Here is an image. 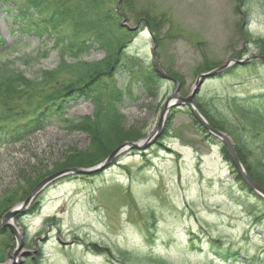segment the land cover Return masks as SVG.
<instances>
[{"label": "rangeland", "instance_id": "rangeland-1", "mask_svg": "<svg viewBox=\"0 0 264 264\" xmlns=\"http://www.w3.org/2000/svg\"><path fill=\"white\" fill-rule=\"evenodd\" d=\"M118 9L128 27L141 21L125 45V55L149 62L153 61V41L141 14L165 18L160 31L164 41L155 49L158 66L183 75L178 90L182 97L188 95L196 77L194 69L204 57L223 65L230 59L261 55L258 48L264 42V0H242L241 4L234 0H125ZM170 30L173 33L165 38ZM7 31L0 13V36L6 39L1 44L0 61L13 64L29 79L55 69L59 62L55 51L39 57L35 39L29 44L12 45L13 36ZM241 33L249 39L244 40ZM103 58V51L96 49L81 60ZM242 72L236 70L223 78V84L236 83ZM161 82L155 86L154 96L141 91L139 100L120 103L122 127L129 133H141L142 138L133 141L154 132L163 102L172 95L175 84ZM224 90L243 92L250 87ZM93 110L91 101L78 102L67 110L65 118L79 124L92 116ZM164 125L154 144L144 150H124L102 172L63 175L42 188L30 203L35 202L34 209L14 219L23 238L17 262L237 264L223 261L208 249L209 240L217 238L220 245L247 250L259 257L257 264H264V200L239 188L220 146L195 134L186 114L174 112ZM89 144L84 130H71L62 121L48 124L19 142L0 140L1 210L8 195L18 192L28 179L60 161L75 159L76 154L72 157L70 153ZM0 228L3 235H11L9 244L0 237V264H9L16 241L10 229Z\"/></svg>", "mask_w": 264, "mask_h": 264}, {"label": "trees", "instance_id": "trees-1", "mask_svg": "<svg viewBox=\"0 0 264 264\" xmlns=\"http://www.w3.org/2000/svg\"><path fill=\"white\" fill-rule=\"evenodd\" d=\"M234 1L242 3V0ZM116 2L0 0L2 21L7 26L9 36H13L12 45L29 44L35 39L39 45V57L55 51L59 58L54 70L41 71L34 79L26 78L23 72L8 61H0V140L3 143L19 142L57 121L64 122L71 130H84L90 139V144L83 150L70 153L72 157L76 154L75 159H65L54 164L51 169L38 172L20 186L18 192L9 194L4 210L0 208V216L13 203L23 200L30 189L49 173L70 167L91 166L100 162L103 156L122 142L142 138L138 130L129 133L122 127V116L118 111L120 103L125 99L139 100L141 91L148 97L154 96L155 86L162 83V80L154 70L153 61L125 55V45L134 33L121 25ZM124 2L121 0L119 6ZM141 16L146 19L148 29L156 41L155 49L160 48L164 41L160 31L165 18H155L147 13ZM172 33L168 31L165 38ZM242 36L244 40L249 39L244 34ZM4 42L5 39L0 36V49ZM96 49L103 51V59L81 60L86 53ZM258 51L264 55V42ZM216 66V63L204 57L203 62L194 69L195 75ZM225 69L207 79L203 91L200 88L195 95L194 102L214 128L231 137L246 174L264 187V63L260 60L249 61ZM236 70L243 71L238 81L223 84V78L231 76ZM164 72L179 82L180 86L183 84V75L178 71ZM120 79H123L122 82ZM237 86H249L250 90L225 93L226 87ZM82 101H91L93 115L82 119L83 122L79 124L65 118L67 110ZM177 111L188 116L195 134L204 136L212 144H218L193 119L186 107L174 108L170 115ZM219 146L225 161L230 165L235 183L241 190L250 191L236 174L225 148L221 144ZM35 205L34 202L29 211ZM2 230L0 228V237L9 244L12 240L10 233L3 235ZM209 241L208 249L222 257L223 261H236L237 264H254L258 261L257 264L260 261L258 256L247 253V250L241 251L239 247H233L235 249L232 250L230 244L220 245L217 238ZM2 259L0 257V262Z\"/></svg>", "mask_w": 264, "mask_h": 264}, {"label": "water", "instance_id": "water-1", "mask_svg": "<svg viewBox=\"0 0 264 264\" xmlns=\"http://www.w3.org/2000/svg\"><path fill=\"white\" fill-rule=\"evenodd\" d=\"M122 20H123L122 25H124L125 27H128L126 24L127 20H125V18H122ZM128 28L130 30L136 29V27H133V28L128 27ZM151 51H152V54L154 55L153 49H151ZM257 59L264 62V56L250 55L244 59H238V58L230 59L227 62H225V64L217 66L213 70L198 74L194 79V83L192 84L188 95L184 97H182L180 95V92H178L179 90L178 83L175 82L174 80L172 81L171 78L167 76L165 72L160 70L158 66V61L155 59V71L162 78L170 80L171 82H175V87L172 91V95L168 97L163 103V107L159 113L160 115L156 123L154 132L150 134L148 137L144 138L143 140L122 143V145L115 147L108 156L102 159V162L94 166H91L90 168L70 167V168L59 170L58 172H54L53 174H50L49 176L40 180L39 183L34 188L31 189V191L28 193V196L23 201L19 202L13 208L8 210V212L2 216V219L0 221V226L10 229L16 241L14 251L12 252V255H11V258L13 261L10 262L9 264H22V261H23L22 260L21 263H18L17 260L15 259L22 248L23 238H22V232L14 226L12 221L16 215L22 214L28 209L29 203L36 196V194L39 193V191L42 188H44L50 181L56 178H59L60 176H63V175H70L71 173L77 174V175H81V174L92 175V174L100 173L103 171V169L107 168L112 163V160L115 156L119 155L120 153H122L124 150L128 148L144 150L148 146L152 145L154 141H156V139L162 133L164 129L165 119L168 115L167 114L168 111H170L176 106L186 107L189 113H191L193 119L202 126V128L206 131V133L211 134L214 138L217 139V141L220 142V144H222V146L225 148L226 154H228L230 163L231 165H233L234 170L236 174L239 176V178L252 192H254L256 195H259L264 200V188L258 185L254 181L253 178L251 179V177L246 174L244 165L240 162L238 158V154H236L235 145L231 137L227 133L214 128L205 119L202 113L199 112L194 102L195 95L199 92L200 87L203 85L206 79L214 77L216 74L224 71L226 67H229L231 65H234V64L244 65V64H247V62L249 61H254Z\"/></svg>", "mask_w": 264, "mask_h": 264}]
</instances>
